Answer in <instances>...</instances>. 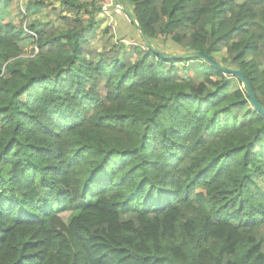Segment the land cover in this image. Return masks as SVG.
Masks as SVG:
<instances>
[{
  "label": "trees",
  "instance_id": "trees-1",
  "mask_svg": "<svg viewBox=\"0 0 264 264\" xmlns=\"http://www.w3.org/2000/svg\"><path fill=\"white\" fill-rule=\"evenodd\" d=\"M123 1L157 52L240 70L264 109V0ZM60 4L30 57L0 15V264H264V117L240 81L91 49L101 4Z\"/></svg>",
  "mask_w": 264,
  "mask_h": 264
},
{
  "label": "rangeland",
  "instance_id": "rangeland-1",
  "mask_svg": "<svg viewBox=\"0 0 264 264\" xmlns=\"http://www.w3.org/2000/svg\"><path fill=\"white\" fill-rule=\"evenodd\" d=\"M4 1L5 0H0V15L4 22L16 28H24L25 42L23 43V57H30L33 55V52H35V49L31 39L33 35L27 32L26 28L30 26L32 22L59 25L60 22L57 19V15L62 14L64 8L61 6L60 0H10L8 3ZM76 1L86 2L84 0ZM39 5L41 8L37 9ZM105 5L108 6L105 7L97 17V21H100V23L95 29L94 34L96 37L90 42V48L100 50L103 47L110 48L112 45L119 43L124 44V46L141 44L139 36L133 29L129 38H126L129 33H126L124 30L123 34L121 27H119L120 24L116 18L119 16L121 18L125 15L120 9L118 0H108L101 3V6ZM27 6L28 9L30 7V10L27 9ZM126 26L130 25L128 24ZM123 35L125 36L124 38H122ZM158 47L166 54H172L177 51V47L169 41L160 42Z\"/></svg>",
  "mask_w": 264,
  "mask_h": 264
},
{
  "label": "water",
  "instance_id": "water-1",
  "mask_svg": "<svg viewBox=\"0 0 264 264\" xmlns=\"http://www.w3.org/2000/svg\"><path fill=\"white\" fill-rule=\"evenodd\" d=\"M120 4V9L122 13L126 16L129 23L137 30L140 39L144 45L145 48H147L150 52L153 54L159 56L163 60L168 61H174V60H190V59H202L204 60L211 68H214L215 70L219 71L220 73L224 75H228L231 78H235L240 81L241 83V90L246 94L252 108L255 112L260 114L264 117V109L259 105L258 101L256 100L253 91L248 83V81L243 76L242 72L238 69H230L223 64H221L218 61H215L211 58H209L206 54L203 52H183L179 54H175L172 56H166L160 52H157L153 45L149 42L147 37L144 35L142 30L139 28L134 16L131 14L129 9L127 8L125 2L123 0H118Z\"/></svg>",
  "mask_w": 264,
  "mask_h": 264
},
{
  "label": "crops",
  "instance_id": "crops-1",
  "mask_svg": "<svg viewBox=\"0 0 264 264\" xmlns=\"http://www.w3.org/2000/svg\"><path fill=\"white\" fill-rule=\"evenodd\" d=\"M121 12V11H120ZM122 15V14H121ZM118 21H119V27H121V30L123 31V34H124V30L126 31V33H129L127 36L128 37H126V38H129V36H130V34L132 33V28L130 27V26H126V25H128L129 24V21L127 20V18L125 17V16H122L121 18H120V16L119 17H117L116 18ZM130 25V24H129ZM125 36L123 35L122 36V38H124ZM123 41V40H122Z\"/></svg>",
  "mask_w": 264,
  "mask_h": 264
},
{
  "label": "built area",
  "instance_id": "built-area-1",
  "mask_svg": "<svg viewBox=\"0 0 264 264\" xmlns=\"http://www.w3.org/2000/svg\"><path fill=\"white\" fill-rule=\"evenodd\" d=\"M84 1H86V2H88V3H99V4H101L102 2H106V1H108V0H84ZM108 5H105V6H102V11H103V9L105 8V7H107Z\"/></svg>",
  "mask_w": 264,
  "mask_h": 264
}]
</instances>
